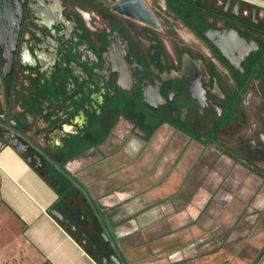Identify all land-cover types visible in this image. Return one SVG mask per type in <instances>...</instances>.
Returning <instances> with one entry per match:
<instances>
[{
	"label": "flooded vegetation",
	"instance_id": "obj_1",
	"mask_svg": "<svg viewBox=\"0 0 264 264\" xmlns=\"http://www.w3.org/2000/svg\"><path fill=\"white\" fill-rule=\"evenodd\" d=\"M105 1L19 0L20 11L0 26V139L18 135L24 157L40 173L69 178L82 189L70 177V159L110 136L129 105L141 118L134 129L144 125L151 133L166 123L206 131L199 138L211 142L247 107L264 130V15L236 0L166 4L162 13L181 16L197 46L179 43L169 22L146 3L159 27L114 13ZM209 31L221 33L224 53L207 39ZM246 154L257 160L264 151L251 147ZM65 216L100 259V237L84 229L80 217ZM262 257L264 248L253 264Z\"/></svg>",
	"mask_w": 264,
	"mask_h": 264
},
{
	"label": "crops",
	"instance_id": "obj_2",
	"mask_svg": "<svg viewBox=\"0 0 264 264\" xmlns=\"http://www.w3.org/2000/svg\"><path fill=\"white\" fill-rule=\"evenodd\" d=\"M236 1L264 15V0ZM130 131L120 122L69 161L82 189L70 186L99 229L101 256L121 264H253L256 255L240 242L264 224L257 169L170 124L146 138ZM54 207L65 215L58 187L0 139V264H99L50 214Z\"/></svg>",
	"mask_w": 264,
	"mask_h": 264
},
{
	"label": "rangeland",
	"instance_id": "obj_3",
	"mask_svg": "<svg viewBox=\"0 0 264 264\" xmlns=\"http://www.w3.org/2000/svg\"><path fill=\"white\" fill-rule=\"evenodd\" d=\"M166 1V2H165ZM144 2L150 6L158 16L159 20H165L164 25L171 26L173 33L178 39L179 43L184 44H195L199 45L196 37L189 30V25L184 19L179 16V20L173 18L172 16H166L163 12V8L166 4L171 7H184L185 4H181L177 2V0H144ZM105 6H107L111 10V4L108 0L105 1ZM186 6H189L186 4ZM185 6V7H186ZM169 17V18H168ZM198 23L197 19L193 20L191 23V27ZM170 31V30H169ZM198 42V43H197ZM201 45V44H200ZM205 49V48H204ZM201 51H206L200 48ZM243 114V115H242ZM239 118H236V121L232 123L227 130H220L215 136V140H213L212 146L223 153H228L231 157H236L237 159H241L243 163H245L248 167H255L257 169L258 176L264 178V155L258 154L257 160L250 159L246 157V152L249 148L253 147L254 150H262L264 151V130L260 128L257 123V118L254 113H252V108L247 107L245 109V113H242ZM125 120L122 119V122L128 123L130 134H133L136 129H134V123L141 122V118H139L138 114L133 111L131 105L124 113ZM139 126V124H138ZM141 126V125H140ZM146 126L142 125L140 130L137 129L136 133H139L142 137L146 138L151 135V132L145 128ZM185 135H189L191 137H207L206 131H193V133L185 132ZM47 177L54 183V186H57L59 189V205L61 210L64 213H73L74 216L83 218V228L88 232H92L93 235L98 236V227L95 222L92 221V218L87 213L86 207L82 201V197L77 195L76 190L68 184H64L57 174L52 175L50 172L47 173ZM56 177V179H53ZM64 185V186H63ZM264 222V219L261 220ZM260 224V223H259ZM264 228V224L255 228L253 236L258 232V237L256 238H247L241 241L240 248H242L243 253L252 254L251 258L256 255L262 248H264V232L262 229ZM253 232V231H252ZM76 237L79 239L83 238L79 232H75ZM238 243V242H237ZM84 245L91 251L90 245L85 241ZM254 259V258H253Z\"/></svg>",
	"mask_w": 264,
	"mask_h": 264
},
{
	"label": "water",
	"instance_id": "obj_4",
	"mask_svg": "<svg viewBox=\"0 0 264 264\" xmlns=\"http://www.w3.org/2000/svg\"><path fill=\"white\" fill-rule=\"evenodd\" d=\"M239 4V2H237ZM20 11V3L19 0H0V26L3 25L6 21V17L10 15L11 11ZM111 11L117 13L122 16H127L131 19L139 21L141 23L159 27V24L152 14L149 7L145 4L144 0H117L111 5ZM255 12V10H253ZM207 39L215 46V48L224 53L225 47L222 44V35L220 32L217 31H209L206 34ZM234 38L236 39L237 43L244 44V41L238 36L235 35ZM10 41L11 44L8 47V51L10 52L14 48V41H15V34H10ZM227 47V46H226ZM254 48V46H252ZM246 52L240 57L238 60L237 65H240L242 62L243 57L245 56ZM236 65V64H235ZM4 122L0 118V126H3ZM15 139L13 141L8 140L7 142L16 150L18 154L24 157L23 149L26 147V144L19 138L18 135L14 134ZM27 162H31L30 158H27ZM50 214L56 218L59 222L64 223L69 226L72 232L76 231L75 225L72 223V220L66 217L63 213H61L56 207L50 209ZM103 239L105 242L111 244L112 248L115 250V245L113 244L111 238L107 234H103ZM101 263L102 264H121L120 261L114 256L111 255L101 256ZM260 264H264V257H262Z\"/></svg>",
	"mask_w": 264,
	"mask_h": 264
},
{
	"label": "trees",
	"instance_id": "obj_5",
	"mask_svg": "<svg viewBox=\"0 0 264 264\" xmlns=\"http://www.w3.org/2000/svg\"><path fill=\"white\" fill-rule=\"evenodd\" d=\"M60 178V180L62 181V182H65V183H67V182H69V183H67L68 185H71V183H70V179L69 178H64V177H59ZM82 195V194H81ZM59 222V221H58ZM60 223V225L62 226V227H64L81 245H83V247L86 249V251H88L93 257H95V254L92 252V251H90L83 243H82V241H84V238H81V239H79L78 237H76V235H75V232H72V231H70V229H69V226L68 225H66V224H64V223H61V222H59ZM96 261L99 263V264H102L101 263V260L99 259V258H96Z\"/></svg>",
	"mask_w": 264,
	"mask_h": 264
},
{
	"label": "built area",
	"instance_id": "obj_6",
	"mask_svg": "<svg viewBox=\"0 0 264 264\" xmlns=\"http://www.w3.org/2000/svg\"><path fill=\"white\" fill-rule=\"evenodd\" d=\"M117 0H110V4L112 5Z\"/></svg>",
	"mask_w": 264,
	"mask_h": 264
}]
</instances>
